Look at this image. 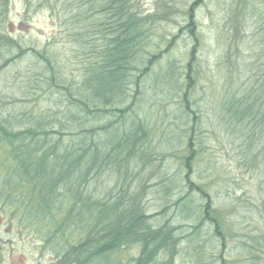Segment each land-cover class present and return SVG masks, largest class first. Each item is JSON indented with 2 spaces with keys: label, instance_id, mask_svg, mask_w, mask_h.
<instances>
[{
  "label": "rangeland",
  "instance_id": "obj_1",
  "mask_svg": "<svg viewBox=\"0 0 264 264\" xmlns=\"http://www.w3.org/2000/svg\"><path fill=\"white\" fill-rule=\"evenodd\" d=\"M45 2L9 0L0 30L19 45L0 56V119L9 113L67 109L70 101L63 95L64 87L75 91L80 86L75 96L84 98L89 56L68 37L69 20L78 9L60 2L54 14ZM132 4L142 16L153 19L147 25L149 39L141 46L142 60L130 72L136 84L131 82L120 100L116 96L113 104L101 106L104 109L98 110L93 123L115 128L117 139L142 124L147 137L127 167L98 174L89 189L98 198H103L104 187L116 195L122 187L130 195L140 193L142 209L151 215L146 227L156 229L167 222L176 227L179 252L172 264H264V213L259 211L264 202V159L257 167L245 161L222 108L227 94L243 93L242 83L254 82L253 75L264 70V0H133ZM88 14L94 16L90 21L107 18L99 3ZM92 38L99 47L105 42L99 34ZM37 51H45L54 61L56 76L64 78V84L55 86L47 78L52 71ZM146 66L149 71L143 74ZM106 87L96 86L99 92ZM106 135L104 129L99 133L102 138ZM188 155L190 168L185 164ZM189 181L202 186L208 199L189 192ZM183 195L187 199L177 204ZM208 200L224 233L222 241L215 237L210 219L195 230L199 222L195 213ZM23 215L0 203V264H66L60 256L67 245L79 242V232L48 236L42 224H30ZM256 239L259 243L252 250ZM141 246L131 242L109 261L87 264H136ZM167 258L159 254L152 264H168Z\"/></svg>",
  "mask_w": 264,
  "mask_h": 264
},
{
  "label": "trees",
  "instance_id": "obj_2",
  "mask_svg": "<svg viewBox=\"0 0 264 264\" xmlns=\"http://www.w3.org/2000/svg\"><path fill=\"white\" fill-rule=\"evenodd\" d=\"M46 1L54 14L60 2L78 9L69 20L68 37L89 56L82 82V90H87L83 91L82 100L75 96L81 92L80 86L75 91L64 87L66 94L63 92V95L70 101L67 109H50L36 115L9 113L0 119V203L15 213H23L30 224H42L48 236L77 230L81 236L79 242L67 245L60 256L66 264L109 261L113 253L131 242L142 244L136 264H152L162 253L168 255L166 263L172 264L179 252L180 236L175 234L176 227L169 222L156 229L146 227L151 215L143 211L140 193L130 195L122 187L116 195L112 189L104 187L103 198H98L95 190L89 189L91 180L98 174L127 167L126 162L147 137V131L139 124L117 139L115 128L94 125L93 117L104 109L101 106L113 104L116 96L119 100L123 98L131 82L136 84V78L130 79V72L137 70L135 62L142 60L141 46L149 39L147 25L153 19L142 16L132 4L133 0ZM97 3L107 18L90 21L94 16L88 12ZM87 4L89 8L83 9ZM8 11L9 0H0V27ZM96 34L105 40L101 47L92 38ZM14 45L17 47L18 41L0 30V56L10 54ZM37 53L52 71L47 78L55 86L64 84V78L56 76L54 61L49 60L45 51ZM151 61L152 58L148 63ZM148 69L146 66L142 73H147ZM253 80L242 83L243 93L237 90L227 94L222 108L231 138L239 139L245 161L257 167L264 159V70L259 75L254 74ZM97 85L107 87L99 92ZM187 86L190 90L192 80ZM183 98L189 108L188 92ZM128 109L120 110L123 113ZM102 129L106 130V138L99 137ZM139 134L143 138L138 137ZM191 155L185 157L189 168ZM188 184L189 192L197 191L208 199L209 194L202 186L193 181ZM186 197L180 196L176 203L181 205ZM210 206L208 200L204 208L195 213L199 220L195 230L210 219L215 224V237L222 241L224 233ZM261 206L259 211L264 213V202ZM257 243L256 239L252 250Z\"/></svg>",
  "mask_w": 264,
  "mask_h": 264
}]
</instances>
